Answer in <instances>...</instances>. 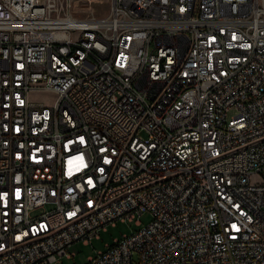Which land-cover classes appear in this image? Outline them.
I'll list each match as a JSON object with an SVG mask.
<instances>
[{"label": "built area", "instance_id": "1", "mask_svg": "<svg viewBox=\"0 0 264 264\" xmlns=\"http://www.w3.org/2000/svg\"><path fill=\"white\" fill-rule=\"evenodd\" d=\"M118 221L84 264H264V0H0V264Z\"/></svg>", "mask_w": 264, "mask_h": 264}, {"label": "rangeland", "instance_id": "2", "mask_svg": "<svg viewBox=\"0 0 264 264\" xmlns=\"http://www.w3.org/2000/svg\"><path fill=\"white\" fill-rule=\"evenodd\" d=\"M30 98L32 101L50 103L54 100L55 95L50 92H38L31 93ZM230 113H233V110H230ZM251 179L256 182L259 180V175H252ZM150 218L151 215L148 211H144L138 216L141 225L146 224ZM136 228L137 226L133 222L118 221L114 225H109L106 230H100L99 236L90 242L76 241L71 243L66 251L72 252L73 256L60 257L59 264H84L89 256L95 254L96 251L105 249L106 244L112 243L115 238L121 237L124 233H130Z\"/></svg>", "mask_w": 264, "mask_h": 264}]
</instances>
